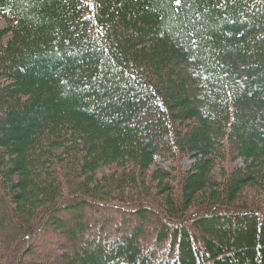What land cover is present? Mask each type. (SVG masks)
Here are the masks:
<instances>
[{
  "label": "trees",
  "instance_id": "trees-1",
  "mask_svg": "<svg viewBox=\"0 0 264 264\" xmlns=\"http://www.w3.org/2000/svg\"><path fill=\"white\" fill-rule=\"evenodd\" d=\"M0 18V264H264V0Z\"/></svg>",
  "mask_w": 264,
  "mask_h": 264
},
{
  "label": "rangeland",
  "instance_id": "rangeland-1",
  "mask_svg": "<svg viewBox=\"0 0 264 264\" xmlns=\"http://www.w3.org/2000/svg\"><path fill=\"white\" fill-rule=\"evenodd\" d=\"M4 22H5V21H4L2 18H0V26H3V25H5V23H4ZM184 163H185V164H187V163H188V161H186V160H185V161H184ZM163 165H164V166H166L167 164H166V163H163Z\"/></svg>",
  "mask_w": 264,
  "mask_h": 264
},
{
  "label": "snow or ice",
  "instance_id": "snow-or-ice-1",
  "mask_svg": "<svg viewBox=\"0 0 264 264\" xmlns=\"http://www.w3.org/2000/svg\"><path fill=\"white\" fill-rule=\"evenodd\" d=\"M177 3H179V0H177Z\"/></svg>",
  "mask_w": 264,
  "mask_h": 264
}]
</instances>
